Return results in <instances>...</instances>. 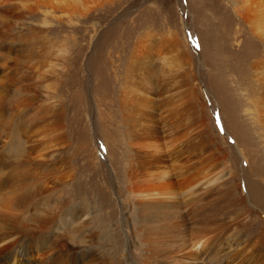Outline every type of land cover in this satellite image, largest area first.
I'll list each match as a JSON object with an SVG mask.
<instances>
[{"label":"rangeland","instance_id":"374dc122","mask_svg":"<svg viewBox=\"0 0 264 264\" xmlns=\"http://www.w3.org/2000/svg\"><path fill=\"white\" fill-rule=\"evenodd\" d=\"M263 29L264 0H0V90L7 96L3 117L0 114V178L25 174L18 178L27 190L18 191L26 196L25 191L32 190L27 198L18 192L9 212L1 209L7 217L0 210V230L20 229L22 237L17 231L15 242L27 246L32 255L31 262L23 261L22 254L18 261L35 264L43 246L59 236L54 243L69 247L73 254L91 253L92 264H162L145 254L132 230L130 195L121 168L122 159L129 156L125 117H145L140 94L162 90L152 97L167 101L161 108L174 106L171 120L179 115L178 121L184 119L179 125L189 124L191 105L182 97L187 78L203 100L207 121L220 144L213 152L203 143L201 157L190 153L189 163L199 157L216 169L233 172L245 197L237 194L238 200L230 198L237 204L228 203L229 197H218L216 187L200 198L197 194L199 199L193 198L197 203L190 204L192 199L186 206L187 211L191 207L190 213L182 220L175 218L173 229L154 243V252L178 253L196 248L204 239L207 246L210 238L213 243L208 248L214 250L253 229L260 222L259 214L264 217V107L258 106L264 95ZM172 36L188 45L187 76L171 62ZM193 129L188 128V139L195 140ZM44 146L46 155L41 157ZM6 182L0 184L3 195L14 186ZM19 203L24 206L13 215ZM73 206H78L76 216L88 212L81 226V219L70 215ZM9 234L3 238L5 244L14 239ZM44 236H49L46 243ZM232 244L225 249L234 248L236 243ZM53 254H46L38 264H53Z\"/></svg>","mask_w":264,"mask_h":264},{"label":"bare ground","instance_id":"6f19581e","mask_svg":"<svg viewBox=\"0 0 264 264\" xmlns=\"http://www.w3.org/2000/svg\"><path fill=\"white\" fill-rule=\"evenodd\" d=\"M39 3H40V1H39ZM171 38H172V40H171V48H172V50H174V53H175L173 55L174 57L173 56L171 57V62L176 67L181 68L182 69V72H183V75L184 76H187V72H189L188 71V68H189V65H190V62H191L190 61L191 60L190 59V56L188 54V45L186 44V42L181 41V40H179L178 38H176L174 36H172ZM261 40L264 42V29H263V32H262ZM169 58H170V56H169ZM263 65H264V62H263ZM190 68H191V66H190ZM262 69H264V66H263ZM184 83L185 84L183 86L182 97L187 102H189V104L191 105V109L190 110H191V114H192V117H193L192 118V121L189 122V124L183 125V123H181L182 126L180 127V125H181V124L179 125V123L181 122L180 120H184V119H180L178 121V119L180 118L179 115H178V119H175V120H171L170 119V115H171L172 111H175V110H173L174 106L171 105L172 107H170V110H168L166 108L165 109L164 108H161V107H163V105H165V102L167 104V101H163L161 103L160 100H158V98L156 99V97L155 98H154V96L152 97V94L153 93L155 95H157V94H160L162 92V90H149V89L148 90H144V89H141L142 92H143V90H144V92H143V95L142 96L140 94V91L138 92V94H140V96H141V98H140V96L137 95V96H139V103L141 102V104L146 109L147 108L148 109L151 108V110L150 111H148V110L146 111V109H144V107L141 106L142 107L141 109L144 110V112H142V115L145 114V117H142L141 118V116H139V120H137L134 117H129L127 115H126L127 117H125V119L127 121V122L125 121L126 122L125 124L127 125V130H128V138H127L128 147L127 148H128L129 156L128 157L125 156V158L122 159L121 168L123 170V176H122V178H123L124 184L126 186L125 188L127 189L128 193L130 195L129 216H130L131 221H132V230H133V232H134L135 235H138L139 242L141 244H143L142 247H145V249H146L145 250V254H147L148 257H149V255L152 256V258H154L153 260L155 262H157V263L160 262L162 264H183V263L184 264H186V263H188V264L189 263L190 264L191 263L192 264H264V231H263V226H262L263 225L262 222L264 221L263 220L264 217H262L263 215H261V213L259 214V216H260V219H259L260 222L258 224H256V225H254L253 229H251L249 231H245L243 233L241 232V234H239L237 237L231 238L230 241H228L226 243V245L225 244L223 245V243H222V245H220V247H218V245H219L218 244L217 247H216V249H214V250H210L208 248V247H210L212 245L211 243H213V242H211V238H210L209 243L211 242L210 243L211 245H209V243H207L208 245L206 246V241L204 243V240H205L204 239L203 241H200L196 245L197 246L196 248H194L193 247L194 245H193L191 248H189V249L187 248V250L186 249H182L178 253H176V252L173 253L172 251L171 252L167 251L165 253H163V252L162 253H160V252L158 253L156 251L157 249L155 250L156 252H154V249H155L154 248V246H155L154 243L157 242V240H159V238H163L162 236L164 234H166L167 232L171 231V229H173L174 224H175V221H176L175 218L179 217L182 220L186 216L185 213L186 214L190 213L189 210L191 209V207L187 211V207H186L187 204L193 198L194 199L197 198L196 199V201H197L200 198V194L203 196L202 193H204L205 190H207V191H208V189H213L214 190L215 187L217 189L219 188L218 189L219 191L216 190L218 192L217 194L219 195L218 197L222 196L223 199H225L224 196L226 198L229 197V200H230L231 197H235V196L237 197V200L240 197L241 198L242 197H245V195L240 191V189H238L239 183L236 182L235 175H234L233 172H231L229 170L228 171H225V169H223L224 167L221 168L220 166L217 167L218 169H216L215 166H213V165L211 166V165H208L207 163H204L203 159L202 160H197L199 157H197V159H195V162H193L192 164H190L192 161L189 163V161L192 160V159H190L191 158L190 153H192V155L194 154V156H198V155L200 156L201 155V154H198V153L201 150L200 149L201 146L204 145L203 143L208 144L209 147L211 149H213V152H214V150L217 151L218 149H220V144L218 142V138L215 135L216 131L214 132L213 128H211L212 127L211 124L207 121V118H206V115H205V111H204V108H203V106L205 104L203 105V102H202L203 100L200 99V97L198 96V94H197V92L195 90V86H193V85L191 86V82H190V80L188 78L186 79V81H184ZM262 83H264V80L263 79H262ZM261 87H262V85H261ZM0 89H1V87H0ZM124 92H125V90H124ZM134 93H135V91H133V94ZM136 93H137V91H136ZM5 96H6V93L3 90H0V114L4 110H6L5 104H4V98H6L7 96L6 97ZM119 96H120V94H119ZM131 96H133V95L131 94ZM122 98H124V97H122ZM122 98L120 100H122ZM132 98H134V97H132ZM136 99H137V97H136ZM160 99H162V98H160ZM5 101H6V99H5ZM124 101H126V99ZM135 102H137V101H135ZM124 103H122V104H124ZM133 104H135V103H133ZM172 104H173V102H172ZM137 105H139V104H137ZM258 106L264 107V95L262 97V100H260L258 102ZM6 107H8V106H6ZM45 107H47V106H45ZM166 107H168V106H166ZM137 108H138V106H137ZM160 108L161 109H164V110H162L163 112L160 110ZM176 110H177V108H176ZM7 111H8V108H7ZM41 111L43 112V109H41ZM157 112H158L159 116H157V114H156L157 119H155L154 118L155 117V113H157ZM174 113H173V115H174ZM177 113L175 114V117H176ZM125 114H127V113H124L123 115H125ZM1 115L3 117V113ZM44 116H46V114ZM58 120L59 119H57V121ZM54 121L56 122V120H54ZM45 126H47V125H45ZM52 126L49 127V128H53ZM61 126L62 125L60 124V126H58V127L61 128ZM190 126H192L194 129H196V138H195V140L188 139L189 135L186 136V134L188 133L187 132L188 131V128ZM54 129L55 128H53L51 130H54ZM48 130L44 131V129H43V131L45 133ZM59 131L60 130H58V133H59ZM35 132H36V130H35ZM42 132H40V135H42L41 134ZM45 133H43V135H45ZM46 134H48V133H46ZM191 135H193V134H191ZM51 136H52V134H51ZM40 137H42V136H40ZM29 142H30V140H29ZM53 143H51V145ZM39 144H40V142H39ZM39 144L37 142L36 146L39 145ZM46 144H50V143H46ZM45 146H44L45 149L43 148V150H41L42 149L41 148L40 150L41 151L46 150V147ZM33 147H35V146H33ZM49 147H50V145H47V149H49ZM52 147L53 146H51V148ZM31 149H33V148H31ZM31 151H33V150H31ZM41 151H40V153H41ZM31 153L32 152H30V154ZM36 155L38 156V154H35L34 155V158H35ZM44 155H46V152L41 157H44ZM65 157H66V155H65ZM36 159H39V157H37ZM42 160H39V161L37 160V161L42 163V162H44ZM29 162H31V161H29ZM31 163H33V162H31ZM214 163H215V161H214ZM218 163H221V162H218ZM218 163H216V164H218ZM35 165H37V164H35ZM50 166H52V165H50ZM225 168H227V167H225ZM39 171L40 170H38V172ZM54 171H56V170H54ZM1 172H0V174H1ZM21 175H25V174H19L18 176H16L15 174H13L11 176H8V178L6 177L5 179L0 178V184L2 182L7 181V180H8L9 183L11 181L12 184H14L13 190L11 189L12 191L9 194H4L3 195V194H1L2 192H0V210L1 209H6L9 212V209H10V207L13 204V200L15 201V199H17L16 196H17V194L19 192L18 191L19 188L20 189L23 188L24 190H27L26 187L25 188L23 187V185H22L23 183H20L19 182V178L18 177L19 176L21 177ZM22 178H23V176H22ZM28 178H30V177H27V179ZM49 178H50V176H49ZM58 179H60V178H58ZM3 180H5V181H3ZM25 181H28V180H25ZM8 182H6V183H8ZM28 183H29V181H28ZM28 183H27V185H28ZM12 184H10V186ZM29 184L31 185V183H29ZM24 185H26V183H24ZM51 185H52V183H51ZM20 186H22V187H20ZM0 187L2 188L1 185H0ZM31 189H29V190H31ZM41 189L43 190V188H41ZM48 189H50V188H48ZM248 190H249V196H250L253 193L251 183H249ZM21 192H22V190L19 192L20 194H18V195H20L21 197H25V198L28 197L27 195L29 194V192H31L30 194H32V190L31 191H25V192H28L27 195H26L27 197H26V196H24L25 194L22 195L23 192L22 193ZM205 193H206V191H205ZM213 193L214 192H212V195H213ZM197 194L199 195V198H198V195ZM237 194L240 197H238ZM215 196H217V195H215ZM207 197H208V195H207ZM213 197H211V198H213ZM222 197H220V198H222ZM56 198L57 197H55V199ZM214 198H216V197H214ZM203 199H205V197ZM60 200L61 199H59V201ZM68 200H70V199H68ZM200 200H202V199H200ZM196 201L194 200V202L192 201V202H190V204L191 203H195ZM207 201L208 200L206 199V203H205L206 205H208L207 204ZM230 201H232V202H230ZM230 201L227 200L226 202L233 203V204H235L236 202H238V201H235V199L233 201V198ZM240 201L238 203V207H239ZM15 203H16V205H18L17 200H16ZM44 203H45V201H44ZM63 203H64V201H63ZM201 203L203 204V202H200V204ZM241 203H242V201H241ZM26 204H27V202H26ZM202 204L200 206H203ZM16 205H14V206H16ZM20 206H22L21 203H19V206H17V207L14 208V212H12L13 215L15 214V211L18 210V209L16 210V208H19ZM51 206H52V204H51ZM208 206H210V205H208ZM241 206H242V204H241ZM77 207L78 206H73V209H71V211L70 210L69 211H70V215H72V217H74L75 219H77L79 217V219H81L79 221V224L81 226V223H83L84 220L88 218L87 217V215H88L87 213L88 212L87 211H84L82 214H80V216H76L74 213H75V210L77 212V209H78ZM194 207L196 208L197 206H194ZM211 208H213V207L211 206ZM185 209H186V211H185ZM198 209H194V210H196L195 212H197V215L201 214V213H198V211H197ZM200 209L202 211L204 208L203 207H200ZM200 209H199V212H201ZM206 209H207V206H206L205 210ZM241 209H242V207H241ZM6 210H4V211L6 212ZM1 211L3 212V214H5L3 210H1ZM2 212H1V215H2ZM182 212H183V214H182ZM193 213H194V211H193ZM193 213L190 214V215H193ZM204 214L206 215V213H204ZM6 215L7 214H5L4 216L7 217ZM54 216H56V215H54ZM2 218H3V215L1 216V219ZM46 218H44V221L45 220L47 221L48 218L47 219ZM229 218H231V216H229ZM232 220L233 219H231V221ZM221 221H222V219H221ZM223 221H225V220H223ZM4 223L5 222L3 221V225L2 226H4ZM8 224H6L7 225L6 227H9ZM11 229H12V227L10 228V230ZM35 229H36V227H35ZM10 230L8 228L1 229L0 230V241H3V238L4 237L6 239V236H8L9 233L11 234L13 232V230L12 231H10ZM19 230L17 228V231L18 232H19ZM15 231H16V227H15ZM36 231H38V230H36ZM16 232L15 233L13 232L12 235L9 234V236H12L13 237L14 234H18V232L17 233ZM226 234H228V233H226ZM230 235H232V233ZM32 236H33V234H32ZM21 237H22V234H21ZM13 238H11V240L13 239L12 241H9L10 238H9V240H7V241H9V243H6L5 244V242L3 241L4 244H0V252L2 253L3 252V249L6 250L2 254V257L0 258V262L1 263H5V264H25V263H23V261H27V260L29 262H31L32 261V255L30 254L29 248L27 246H21L20 243L18 242V240H17V242L19 244L17 242H15V237H13ZM53 238H56V236L53 237ZM17 239H19V238L17 237ZM56 239L55 240H52V241L56 242L57 241ZM47 240H49V236H44L43 239H42V241L45 242V243L48 242ZM22 241L20 239V242H22ZM54 242H52V243L51 242H48V243H46L45 246H43V254L41 255V257L37 258V260H39V261H36L35 264L42 263V259L47 256L46 254H49V253H52V254L54 253L55 254V255L53 254L54 255L53 264H77V263H81V264H92L91 263V260L94 261V256L93 255L91 256V253H89V252H87L85 250L83 252L79 251L80 252L79 255H77L78 254L77 252H75L76 254H73V251L71 252V250H70L69 247H66L64 245L63 246L62 245L60 246V245H58V244H56ZM232 243H236V245L234 246V248L230 247V249L227 248L228 250H226L225 248L228 247V246H231ZM172 247H174V246H172ZM57 248H59V249L57 250ZM54 250H55V252H54ZM175 250H176V248H175ZM21 254L24 256L22 258L23 261H18V257ZM142 254H143V252H142ZM147 256H146V258H147ZM146 261H147V259H146ZM151 262H153V261H151Z\"/></svg>","mask_w":264,"mask_h":264}]
</instances>
